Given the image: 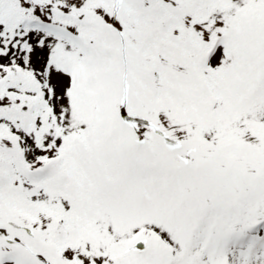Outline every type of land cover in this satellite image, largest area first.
<instances>
[{"label": "snow or ice", "instance_id": "snow-or-ice-1", "mask_svg": "<svg viewBox=\"0 0 264 264\" xmlns=\"http://www.w3.org/2000/svg\"><path fill=\"white\" fill-rule=\"evenodd\" d=\"M0 264H264V0H0Z\"/></svg>", "mask_w": 264, "mask_h": 264}]
</instances>
